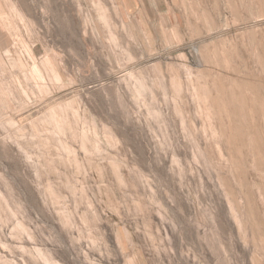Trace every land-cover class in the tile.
<instances>
[{"label": "rangeland", "instance_id": "rangeland-1", "mask_svg": "<svg viewBox=\"0 0 264 264\" xmlns=\"http://www.w3.org/2000/svg\"><path fill=\"white\" fill-rule=\"evenodd\" d=\"M0 264H264V0H0Z\"/></svg>", "mask_w": 264, "mask_h": 264}]
</instances>
